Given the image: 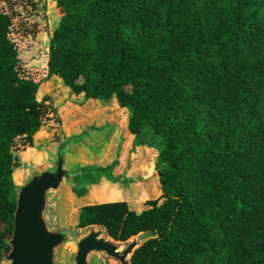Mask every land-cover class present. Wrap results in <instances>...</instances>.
I'll list each match as a JSON object with an SVG mask.
<instances>
[{
	"label": "trees",
	"instance_id": "obj_1",
	"mask_svg": "<svg viewBox=\"0 0 264 264\" xmlns=\"http://www.w3.org/2000/svg\"><path fill=\"white\" fill-rule=\"evenodd\" d=\"M43 1L0 0V264L21 153L41 128L58 138L41 95L53 77L70 95L114 98L134 140L160 142L159 201L135 213L95 191L76 229L100 226L119 249L151 234L130 264H264V0H52L39 70L18 53L37 45Z\"/></svg>",
	"mask_w": 264,
	"mask_h": 264
},
{
	"label": "rangeland",
	"instance_id": "obj_2",
	"mask_svg": "<svg viewBox=\"0 0 264 264\" xmlns=\"http://www.w3.org/2000/svg\"><path fill=\"white\" fill-rule=\"evenodd\" d=\"M51 1H43L44 19L40 13L34 16L43 25L37 45L18 53L28 68L41 70L45 62L48 35L58 23ZM23 44H30V40L18 42V46ZM37 47L43 49L40 54ZM41 95L48 96L55 109L58 138L51 141V132L41 128L34 136V148L21 153L23 162L12 181L17 191L33 175L52 169L56 151L61 149L63 169L69 179L48 192L44 220L49 230L62 232L66 237L54 250L53 264H74L75 244L87 231L75 228L77 214L81 207L96 203L95 191L117 192L127 209L135 213L145 208L147 201H159L157 178L162 164L157 160V153L160 142L147 131L139 141L134 140L126 129L125 112L114 98L86 100L81 95H70L56 77L43 85ZM261 111L264 113V107ZM101 237L108 239L105 232ZM150 237L151 234L145 233L135 240L142 243ZM125 245L124 242L122 248ZM6 255L1 259L2 264H7ZM105 259L102 253H90L86 261L87 264H118Z\"/></svg>",
	"mask_w": 264,
	"mask_h": 264
},
{
	"label": "water",
	"instance_id": "obj_3",
	"mask_svg": "<svg viewBox=\"0 0 264 264\" xmlns=\"http://www.w3.org/2000/svg\"><path fill=\"white\" fill-rule=\"evenodd\" d=\"M68 179L69 175L63 169L62 151L58 148L52 169L33 175L15 190L12 232L7 241L9 252L4 259L7 264H53L54 250L65 242L66 237L62 232L49 230L45 223L47 194ZM85 229L87 231L75 244L74 264H87L86 258L90 253H102L118 264H130L131 254L141 244L132 238L118 251L119 242L107 235L108 239L101 237L105 232L102 227Z\"/></svg>",
	"mask_w": 264,
	"mask_h": 264
}]
</instances>
